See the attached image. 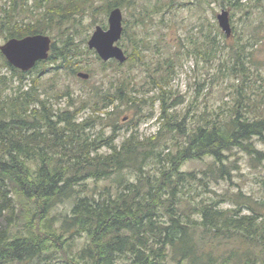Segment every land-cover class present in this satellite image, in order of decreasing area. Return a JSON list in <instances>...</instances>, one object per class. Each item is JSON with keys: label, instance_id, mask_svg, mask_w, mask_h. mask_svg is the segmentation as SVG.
Returning a JSON list of instances; mask_svg holds the SVG:
<instances>
[{"label": "trees", "instance_id": "16d2710c", "mask_svg": "<svg viewBox=\"0 0 264 264\" xmlns=\"http://www.w3.org/2000/svg\"><path fill=\"white\" fill-rule=\"evenodd\" d=\"M87 1L0 0V39L46 34L54 27L62 35L59 41L51 38L48 58L27 71L13 67L0 52V64L17 75L20 83L15 92L5 94L9 81L0 75V264L57 260L61 264H264V219L258 222L260 215L239 216L240 208L221 210L218 202L198 206L181 194L192 181H204L195 172L181 170L185 161L209 157L211 162L203 171L216 181L229 175L226 152L238 149L262 155L253 139L264 143V109L257 108L245 91L252 68H257L254 44L239 38L230 48L229 70L241 85L229 114L203 118L189 126L186 117L171 111L175 102L169 97L171 91L164 88L174 59L166 57L164 65L158 62L149 72L148 84L159 90L150 98L160 100L159 128L139 139L138 124L153 113L139 112L138 103L148 100L137 98L139 91L126 72L111 78L110 88L95 87L79 103L71 100L64 108H54L41 98L38 84L44 72L83 68L80 58L90 50L81 48L68 28L58 27L85 11ZM134 1L109 0L104 9L107 13ZM35 7L41 12L24 23ZM262 26L252 31L255 43L262 40L257 35ZM127 30L124 26L123 36ZM129 40L132 51H124L126 61L111 60L105 66L115 63L120 68L144 61L140 40L135 36ZM206 43L208 47L215 44L209 36ZM194 48L206 53L196 42ZM46 60L49 66L40 69ZM34 72L36 77L23 85ZM119 104L136 106L139 111L131 121V133L117 146L116 113L106 108ZM85 109L87 115L81 116ZM98 124L112 126L109 136L103 130L91 136ZM163 134L171 136V143H164L168 151L161 156L165 149L158 151L156 145ZM101 147L110 152L100 153ZM149 157L165 160L156 177L144 174ZM126 168L138 172L135 181H125ZM109 177L111 183L103 184L97 193V186L89 188L85 182ZM64 202L68 207L57 209ZM81 236L85 241L74 250L75 238Z\"/></svg>", "mask_w": 264, "mask_h": 264}, {"label": "rangeland", "instance_id": "374dc122", "mask_svg": "<svg viewBox=\"0 0 264 264\" xmlns=\"http://www.w3.org/2000/svg\"><path fill=\"white\" fill-rule=\"evenodd\" d=\"M62 1V0H61ZM109 0H88L86 10L74 15L72 19L63 21L59 26L60 30L68 28L75 36L76 42L81 48H87V40L97 25L103 29L108 27V15L104 7ZM30 4V1H29ZM123 14V27L127 26V33L117 42L124 51H132L129 37L135 36L140 40V47L143 53L142 62L124 64L117 68L115 63L112 66H105L111 60L103 61L99 58L95 50L89 49L90 53L84 54L81 71L88 72V79L77 77L76 70H61L58 73L44 72L39 77V91L41 98L47 99L54 108H64L68 102L73 100L79 103L95 87L101 89L110 88L111 78L116 77L119 72L127 73L135 88L139 93L137 98H146L148 101L139 102L140 108L136 106L125 108L126 105L119 104L118 108L110 106L106 111L116 113L115 122L117 126L115 144L120 146L123 140L129 136L131 121L136 118V111L149 114L151 117L141 121L137 126L139 139L155 134L159 128L156 117L160 111V100L156 98L151 101V97L158 95V87L153 88L148 84V75L158 62L164 63L166 57L174 59V67L170 70L168 84L165 90L170 92L169 97L175 102L171 111L179 114V117H186V123L195 124L203 118L212 120L223 118L229 114V107L235 103L237 98L236 89L239 90L241 81L235 78L229 67L232 65L230 48L236 45L241 38L242 42L250 39L254 44L253 60L257 68H252L251 75L245 83L246 95L255 106L264 109V0H135L127 6L121 7ZM222 9L229 11L230 23L232 26V36L226 38L217 22V14ZM42 9L35 7L29 15L24 17V23L33 21ZM126 21V24L124 22ZM263 24L258 36L262 40L254 42L252 31ZM52 39L59 41L62 38L61 32L56 27L46 31ZM213 39V47L206 46V39ZM5 40L0 39V44ZM194 42L198 44L201 52L197 53ZM199 49V50H200ZM164 65V64H163ZM49 66V62L41 66L44 69ZM50 66H54L52 63ZM162 68L165 69L164 66ZM37 72L28 75L23 80V85H29L31 79L36 77ZM0 75H5L9 83L5 89V94H10L17 90L19 86L18 76L0 64ZM11 80H13L11 84ZM25 87V86H24ZM26 88V87H25ZM123 110V111H121ZM121 111V113H119ZM88 110H83L81 116H86ZM251 113H248L250 116ZM102 116V113L100 114ZM123 116L126 118L122 119ZM183 119V118H182ZM109 136L112 126L98 124L91 129V136L99 133ZM254 146L262 155L249 154L245 151L232 149L226 152V168L229 175L217 179L209 180L205 170L211 162L209 157L204 159L188 160L181 166L182 171L195 172L198 178L204 181H192L181 192L184 199L191 200L193 204L200 206L203 203L218 202L221 210H235L240 208L239 216L258 214V222L264 219V143L256 138ZM156 145L158 151L163 150L161 156L167 153L164 143H171V136L166 134L160 138ZM100 153H107V147H101ZM165 160L149 157L144 162V174L155 176L159 173ZM125 181H135L138 172L133 168L123 170ZM112 177L108 179L85 180L89 188L97 186L101 189L103 184H110ZM116 191V187H112ZM241 194L243 197H240ZM238 202V203H237ZM68 202L57 206L59 210H65ZM193 217L198 218L197 213ZM167 217H161L166 219ZM85 241V237L75 238V248H80ZM50 264H61L59 260L51 261Z\"/></svg>", "mask_w": 264, "mask_h": 264}, {"label": "water", "instance_id": "95a60500", "mask_svg": "<svg viewBox=\"0 0 264 264\" xmlns=\"http://www.w3.org/2000/svg\"><path fill=\"white\" fill-rule=\"evenodd\" d=\"M221 30L227 38L232 36V27L229 18V11L222 9L216 16ZM123 33V14L120 7H114L108 15V27L103 29L100 25L95 27L90 38L87 40V47L95 50L103 61L116 59L119 63L126 61L127 56L117 42ZM52 39L47 34H32L21 38L12 37L0 44V52L6 60L15 68L27 71L33 68L37 61L48 58ZM77 77L88 79L90 74L85 71H77Z\"/></svg>", "mask_w": 264, "mask_h": 264}]
</instances>
